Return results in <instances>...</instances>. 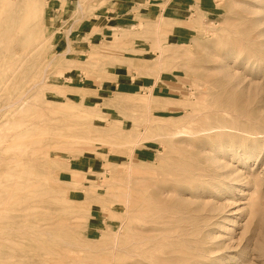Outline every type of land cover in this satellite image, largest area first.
Listing matches in <instances>:
<instances>
[{
  "label": "rangeland",
  "instance_id": "obj_1",
  "mask_svg": "<svg viewBox=\"0 0 264 264\" xmlns=\"http://www.w3.org/2000/svg\"><path fill=\"white\" fill-rule=\"evenodd\" d=\"M183 1H0V264H264V0Z\"/></svg>",
  "mask_w": 264,
  "mask_h": 264
},
{
  "label": "bare ground",
  "instance_id": "obj_2",
  "mask_svg": "<svg viewBox=\"0 0 264 264\" xmlns=\"http://www.w3.org/2000/svg\"><path fill=\"white\" fill-rule=\"evenodd\" d=\"M2 2H3V5H6V7H7V5L10 7V6H13V4H14V0H2ZM42 2H43V0H41V1L30 0L28 11H29L30 16H31V23L34 21V19L36 18L37 15H40L43 17L44 6H43ZM39 93H37L35 96L29 97L26 101H24L22 99V97L18 98L16 100H13V101H9L7 104H5L3 107L0 108V112H4V114L0 116V118L4 119L3 121H0V158H1V160L4 159V157L6 155H8L12 152H15V150L17 148L21 152L24 150V143L23 142L17 143V144H7L8 142L5 143L7 138H11L12 140L19 139L21 141L23 139H25L24 138V136H25L24 131L26 129V125L24 124V122H22V121L16 122L14 120L12 122L9 120V118H11L15 115H18L20 113H24L26 107L29 106L30 100L32 99V97L37 98ZM180 134H181V132H180ZM191 134H194V132ZM214 189H215V187H214ZM213 249H215V248H213ZM224 258H225V256H224ZM179 261H181V260H179ZM185 261H186V259H185Z\"/></svg>",
  "mask_w": 264,
  "mask_h": 264
},
{
  "label": "crops",
  "instance_id": "obj_3",
  "mask_svg": "<svg viewBox=\"0 0 264 264\" xmlns=\"http://www.w3.org/2000/svg\"><path fill=\"white\" fill-rule=\"evenodd\" d=\"M68 1H72V0H50V2L54 3L55 5L51 8L52 11H55L54 7H58L60 2H64V3H68ZM149 2L148 6H147V13L148 14H153V13H163L168 12V13H172L174 15L177 14L176 10L177 7H180V9H186L185 7L188 5L186 3V1L183 0H171V3L169 4V6L165 9H163L162 7V3L165 0H147ZM196 3H194L193 5H195ZM56 7V9H57ZM106 12V17L109 20L114 19L115 22H118L119 24H123V25H128V22H133V21H137L136 19V15L137 13L135 11L131 10V5L122 2V4L115 6L114 9L112 10H107ZM182 16L184 14H181ZM124 22V23H123ZM127 23V24H126ZM110 27V25H109Z\"/></svg>",
  "mask_w": 264,
  "mask_h": 264
}]
</instances>
